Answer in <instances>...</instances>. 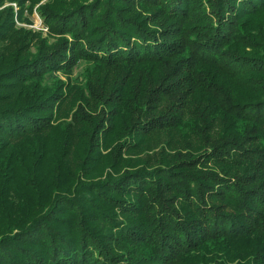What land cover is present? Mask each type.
<instances>
[{
    "label": "trees",
    "instance_id": "trees-1",
    "mask_svg": "<svg viewBox=\"0 0 264 264\" xmlns=\"http://www.w3.org/2000/svg\"><path fill=\"white\" fill-rule=\"evenodd\" d=\"M0 264H264V0H0Z\"/></svg>",
    "mask_w": 264,
    "mask_h": 264
},
{
    "label": "rangeland",
    "instance_id": "rangeland-1",
    "mask_svg": "<svg viewBox=\"0 0 264 264\" xmlns=\"http://www.w3.org/2000/svg\"><path fill=\"white\" fill-rule=\"evenodd\" d=\"M29 20L32 22L31 25H25V24H18L19 26L28 28V29H32L34 31H41L43 32L44 35H46L47 33V28L44 27L42 20L40 19V17L38 16V14H36L34 12L33 16L29 17ZM82 72V66H77L72 73V78H76L78 81L81 79V75L80 73ZM54 76H59L60 78H62L63 76L58 74L52 75Z\"/></svg>",
    "mask_w": 264,
    "mask_h": 264
}]
</instances>
